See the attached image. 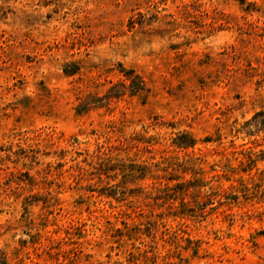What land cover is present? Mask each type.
Listing matches in <instances>:
<instances>
[{
  "label": "rangeland",
  "instance_id": "1",
  "mask_svg": "<svg viewBox=\"0 0 264 264\" xmlns=\"http://www.w3.org/2000/svg\"><path fill=\"white\" fill-rule=\"evenodd\" d=\"M0 264H264V0H0Z\"/></svg>",
  "mask_w": 264,
  "mask_h": 264
},
{
  "label": "trees",
  "instance_id": "2",
  "mask_svg": "<svg viewBox=\"0 0 264 264\" xmlns=\"http://www.w3.org/2000/svg\"><path fill=\"white\" fill-rule=\"evenodd\" d=\"M195 143H196V140L187 133H183L177 136L174 142L177 148L183 149V150L193 147ZM150 173H151L150 166L145 165L139 169H137V167L129 169L128 173H126V177L139 180V179H145L146 177L149 176ZM165 179L167 180V182L176 180L177 183H175L173 186H169V184L166 182L162 190H160V188H157V192H162L163 195H167V197L169 196L180 197L181 206L186 207L184 198L186 197L189 190L191 189V181H178V179H175L174 177H168ZM197 186H200V185H197ZM1 258H4L3 255Z\"/></svg>",
  "mask_w": 264,
  "mask_h": 264
}]
</instances>
